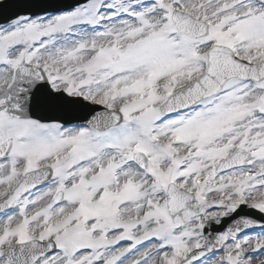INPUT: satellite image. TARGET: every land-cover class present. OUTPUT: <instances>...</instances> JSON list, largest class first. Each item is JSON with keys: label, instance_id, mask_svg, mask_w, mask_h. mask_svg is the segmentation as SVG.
<instances>
[{"label": "snow or ice", "instance_id": "6c2138e0", "mask_svg": "<svg viewBox=\"0 0 264 264\" xmlns=\"http://www.w3.org/2000/svg\"><path fill=\"white\" fill-rule=\"evenodd\" d=\"M0 264H264V0H0Z\"/></svg>", "mask_w": 264, "mask_h": 264}]
</instances>
